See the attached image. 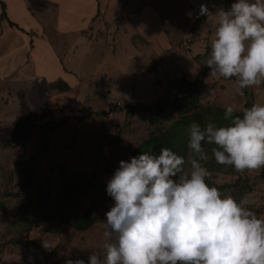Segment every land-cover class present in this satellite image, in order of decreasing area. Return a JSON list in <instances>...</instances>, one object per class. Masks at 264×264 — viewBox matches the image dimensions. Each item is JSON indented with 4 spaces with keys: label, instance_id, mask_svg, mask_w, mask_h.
<instances>
[{
    "label": "rangeland",
    "instance_id": "rangeland-1",
    "mask_svg": "<svg viewBox=\"0 0 264 264\" xmlns=\"http://www.w3.org/2000/svg\"><path fill=\"white\" fill-rule=\"evenodd\" d=\"M145 1L166 4L165 11L161 12L166 27L163 28L152 17L156 38L153 49L138 57L137 63L127 68L124 77L122 72H117V67L110 68L111 88L102 85L95 91L84 85L80 95L71 100V96L58 92L57 84H36L28 93L26 88L17 89L12 83L5 85L7 82L0 80V264H67L69 259H82L85 264H89L91 254L104 258V245L110 242L104 235L105 214L114 206V200L106 191L107 182L120 161H130L132 150L146 140L151 132L167 130L180 115L174 108H168L163 113L157 110L132 111L127 107L110 109L112 105L108 100L104 106L103 94L124 102L137 100L129 98L133 94L135 97L141 96L144 101H153L173 91V82L185 72L187 77L194 80L201 69L200 62L192 57V53L200 52L203 39L195 40L194 36L191 49L182 46L181 41L182 25L192 13L191 9L179 15L172 13V4L177 7L184 5L187 0ZM145 23L148 29L152 28L149 21ZM103 25L95 21L88 35H84L85 38L91 36L99 40L96 37L102 32H98V29ZM163 43L167 48L170 47L169 52L178 64L176 66L169 62L163 72L151 71L148 65L162 54ZM208 49L209 46L206 51ZM97 65L94 60L89 64L86 62L84 74L92 77ZM157 66L161 64L157 63ZM30 71L31 64H26L18 72ZM221 78H209V74L205 77L207 89H201L204 91L203 94L200 91V102L224 108L231 105L235 110H241L246 96L243 90L238 89L237 78L230 81ZM157 80L167 85V92L155 87ZM248 90L252 92L255 104L264 105L262 84L249 87ZM81 102L86 103V106ZM95 106L99 111L93 110ZM61 121H64V126L52 127V124ZM29 122L48 125L49 128L46 132L36 126L23 129ZM206 153L208 159L202 162L211 173L207 182L211 186V181L221 186L225 196L231 195L238 202L247 197V207L258 217L264 218V168L237 172L232 166L218 164L211 149ZM59 163L66 164L70 174L85 175L80 181L75 206L80 210L91 208L97 215V222L88 230L79 231L58 220H45L36 208L42 193L47 190L52 194L57 192L59 178L53 168ZM186 169L190 171V165ZM29 171L32 172V184L26 187ZM173 179L178 181L179 177ZM225 184L229 186L224 187ZM16 208L19 209L17 214L14 212Z\"/></svg>",
    "mask_w": 264,
    "mask_h": 264
},
{
    "label": "clouds",
    "instance_id": "clouds-1",
    "mask_svg": "<svg viewBox=\"0 0 264 264\" xmlns=\"http://www.w3.org/2000/svg\"><path fill=\"white\" fill-rule=\"evenodd\" d=\"M200 14L209 16L206 5ZM218 16L209 78L236 77L239 90L264 83V0H237ZM234 111L225 110L227 126L190 124V171L165 147L120 161L106 188L114 200L104 221L110 242L104 258L91 254L89 264H264V218L247 207V197L238 202L211 186L201 163L206 141L218 164L237 172L264 168V105L244 109L242 118Z\"/></svg>",
    "mask_w": 264,
    "mask_h": 264
},
{
    "label": "crops",
    "instance_id": "crops-1",
    "mask_svg": "<svg viewBox=\"0 0 264 264\" xmlns=\"http://www.w3.org/2000/svg\"><path fill=\"white\" fill-rule=\"evenodd\" d=\"M190 1L187 0L184 5L177 7L176 4H172V13L179 15L188 11L196 0L192 3ZM234 2L237 0L219 3L213 15L197 24L194 29L193 40L194 36L195 40L203 39V44L199 48L200 52L192 53V57H195L201 64L197 77L203 68H208L205 64L210 55L205 57L202 55L207 52V46L211 53V44L215 39V28L219 21L218 12L220 9L230 10ZM3 4H5L8 19L16 26H11L7 19L2 18ZM165 5L163 2L155 4L145 0H0V80L6 81L5 85L12 83L17 89L26 88L29 90L28 93L36 84L52 83L55 85L62 81L68 85L69 89H58V92L67 97L71 96V100L80 95V89L84 85L92 87L95 91H98L102 85L111 88L110 68L117 67V72H122L124 77L127 68L132 63H137L138 57L153 49L156 38L152 17L165 28L161 19V12L165 11ZM98 15L105 17L104 25L101 24L104 30L99 37H96L99 40H94L91 36L86 39L85 36L94 25L95 17ZM191 16L192 13L182 25V46L185 26ZM148 21L152 25L151 29H148L145 23ZM163 44L160 45L162 54L148 65L150 69L155 64L154 72L157 71V63L161 64V72L165 70L169 62L176 66L178 64L176 58L172 57L169 52L170 47L167 48L168 46ZM197 56H199L198 59ZM93 60L97 61L98 65L94 67L93 76L88 77L84 74V64L86 62L89 64ZM26 64H31V71L18 72ZM209 73L205 77H208ZM183 77L189 81L196 80L187 77L186 72L177 79ZM205 77L203 78L204 90L207 89ZM225 79L228 78H223ZM113 80H116L115 77ZM156 86L167 92V85L161 84L160 80L156 81ZM203 91L201 90V94ZM104 94L103 100L106 107V96L110 98L111 96ZM167 96L169 92L163 97H158ZM129 98L137 99L134 102L126 101L131 104H149L156 100L147 102L141 96L135 97L134 94ZM81 104L86 103L81 102ZM95 107L93 110L99 111L97 106ZM106 118H109V115H106Z\"/></svg>",
    "mask_w": 264,
    "mask_h": 264
},
{
    "label": "trees",
    "instance_id": "trees-1",
    "mask_svg": "<svg viewBox=\"0 0 264 264\" xmlns=\"http://www.w3.org/2000/svg\"><path fill=\"white\" fill-rule=\"evenodd\" d=\"M2 18L7 19L10 22L11 26H16L15 23L10 21L6 14L5 4H3ZM210 53V49L202 55L203 57L207 56ZM199 56L196 58L198 59ZM155 65V64H154ZM153 65V66H154ZM151 66L150 70L153 71L154 67ZM210 72V68H203L196 80L189 81L185 77L178 79L173 82V88L175 86H181L185 92L186 96L180 99H173L170 96L165 98H158L154 102L146 103H137L127 106L126 109L132 111L142 110V111H153L157 110L159 113L165 112L168 108H174L176 112L179 113V119L173 126L167 130H158L157 132H151L149 137L144 140L139 146L132 150L131 156H138L143 152H148L150 154L158 155L162 147L172 149L177 155L184 157L186 163L184 165L185 169L189 166L188 157L189 150L187 147V129L191 123L197 122L201 127H206L208 123H213L217 127L227 126L230 121L225 119L224 113L226 108L213 106L211 104H202L199 100L200 91L205 86L203 78ZM235 77L228 78L234 79ZM59 90H68L69 87L62 81L56 83ZM55 84V85H56ZM264 87V83H262ZM243 92L246 96V102L243 108L239 111H234L233 117L239 115L243 116V111L246 108H251L254 103L253 94L248 90V88L243 89ZM123 109V108H122ZM68 117L67 119H71ZM66 119V120H67ZM30 126H36L45 132L49 128L48 125H38L34 123H26L23 126V129ZM64 126V121H61L57 124H52V127ZM22 131H20L21 133ZM205 151L208 152V149H211L215 145L208 144L206 141L202 142ZM202 165L205 164L201 161ZM207 168V165H205ZM187 170V169H186ZM53 171L58 173L59 178V187L55 194H52L50 190L42 193L37 200L36 208L40 211V214L45 220H58L62 223L68 224L79 231L88 230L97 222V215L91 208H85L80 210L75 206L76 200L79 195L80 181L84 178V174L72 173L70 174L67 169V165L63 163L57 164ZM28 179L25 183V186L28 187L32 184V172L29 171ZM26 175V176H27ZM179 177V175H177ZM213 186L218 187L220 190L221 186L215 184L211 181ZM228 187L229 184L223 185ZM24 208V206H23ZM14 212L17 214L19 209L16 208Z\"/></svg>",
    "mask_w": 264,
    "mask_h": 264
},
{
    "label": "built area",
    "instance_id": "built-area-1",
    "mask_svg": "<svg viewBox=\"0 0 264 264\" xmlns=\"http://www.w3.org/2000/svg\"><path fill=\"white\" fill-rule=\"evenodd\" d=\"M225 1H227V0H196L195 2L192 3V6H191L192 16L188 20V23L186 24L185 30H184V38H183V46L184 47H187V48L191 47V42L193 40V33H194V29H195L196 25L199 24L200 22L206 20L210 16H212L216 7L218 6V4L221 2H225ZM201 4H204L207 6V8L209 10V16L200 14V5ZM95 19H96V21L98 20L101 24L105 23V17L102 15H98L97 17H95ZM103 30L104 29L102 27H100L98 29V32H103ZM157 71L161 72L162 67L161 66L157 67ZM106 100H108L110 102V105H112V106H110V109H112L113 107H115L117 109L125 108L129 105L128 102H124V101L116 100V99H111L109 96H106ZM108 111H109V109H108Z\"/></svg>",
    "mask_w": 264,
    "mask_h": 264
},
{
    "label": "water",
    "instance_id": "water-1",
    "mask_svg": "<svg viewBox=\"0 0 264 264\" xmlns=\"http://www.w3.org/2000/svg\"><path fill=\"white\" fill-rule=\"evenodd\" d=\"M169 96L173 99H180L186 96V92L181 86H175L174 90L169 92Z\"/></svg>",
    "mask_w": 264,
    "mask_h": 264
}]
</instances>
